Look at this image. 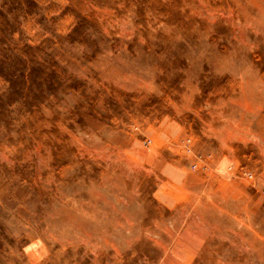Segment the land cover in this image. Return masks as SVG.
Instances as JSON below:
<instances>
[{
  "label": "rangeland",
  "instance_id": "obj_1",
  "mask_svg": "<svg viewBox=\"0 0 264 264\" xmlns=\"http://www.w3.org/2000/svg\"><path fill=\"white\" fill-rule=\"evenodd\" d=\"M0 264H264V0H0Z\"/></svg>",
  "mask_w": 264,
  "mask_h": 264
}]
</instances>
